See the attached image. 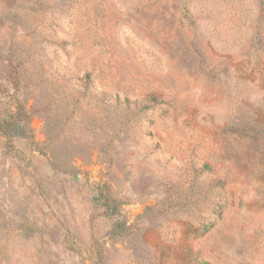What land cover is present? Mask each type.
<instances>
[{"label": "rangeland", "instance_id": "1", "mask_svg": "<svg viewBox=\"0 0 264 264\" xmlns=\"http://www.w3.org/2000/svg\"><path fill=\"white\" fill-rule=\"evenodd\" d=\"M0 264H264V0H0Z\"/></svg>", "mask_w": 264, "mask_h": 264}, {"label": "trees", "instance_id": "2", "mask_svg": "<svg viewBox=\"0 0 264 264\" xmlns=\"http://www.w3.org/2000/svg\"><path fill=\"white\" fill-rule=\"evenodd\" d=\"M27 124L23 123L18 115L11 113L0 117V133L12 138L16 134L24 133Z\"/></svg>", "mask_w": 264, "mask_h": 264}]
</instances>
